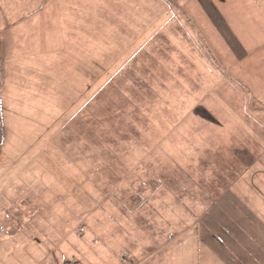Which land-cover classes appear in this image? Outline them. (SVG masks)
<instances>
[{
  "label": "rangeland",
  "instance_id": "1",
  "mask_svg": "<svg viewBox=\"0 0 264 264\" xmlns=\"http://www.w3.org/2000/svg\"><path fill=\"white\" fill-rule=\"evenodd\" d=\"M6 75L38 105L7 107L0 264H133L264 209V0H0Z\"/></svg>",
  "mask_w": 264,
  "mask_h": 264
},
{
  "label": "crops",
  "instance_id": "2",
  "mask_svg": "<svg viewBox=\"0 0 264 264\" xmlns=\"http://www.w3.org/2000/svg\"><path fill=\"white\" fill-rule=\"evenodd\" d=\"M7 75L5 78L0 79V138L2 140L5 136V128L8 126L13 127V121L10 117L11 112L7 107L17 105L33 106L35 104L32 101L33 98H23V96H18L16 85L14 86V83H11L14 80L8 79ZM36 83H38V81H36ZM35 105H38V103ZM1 139L0 141L3 143ZM3 151L4 148H1L0 159L1 157L4 158ZM21 202L23 203L24 201ZM203 207L204 206H202L201 209H204ZM202 211H205L206 213L204 216L208 217L207 222L204 224L206 226L205 232L199 230V228L195 230L194 228L196 227L190 226L186 229V232L183 233V229L179 235L172 240H165L163 243L157 245L149 244L147 248H145L143 255L146 253L147 255L144 257H139L136 254V250L134 248L130 249L129 247L123 249V255L128 256L133 264L159 263L158 259L161 261H172L173 264H235L237 261L242 264H264L263 207L254 213L256 215L255 222L249 221L246 216L242 217L241 215V221H239L237 219L239 218L237 212L229 218L230 221H226L228 224L221 220L228 216L224 212L210 213L209 208ZM4 213L6 217L0 219V243L2 235L6 238L7 235H13L18 231L20 232L23 228V225H20L22 220H13V215L10 213L8 214L7 212ZM200 217L205 218L203 215L200 216L198 214V219ZM18 218L21 219V217ZM217 218L220 219L217 221V224L220 225L219 231L223 235L222 238L221 236H218L216 232L217 230L211 226L213 223L212 221ZM248 229L251 231L249 236L251 238V243H247L244 247L243 245H239V242H237L235 237L240 233L248 235ZM176 234L177 233H175V235ZM252 239H255V241L252 242ZM11 246L13 247H11L12 249H15V247H21L23 245L11 244ZM7 248L8 247H5V249ZM35 253L37 256L34 258L38 264L40 260L39 251ZM53 257L56 260L55 255H53ZM53 257H51L50 260L51 264L54 263Z\"/></svg>",
  "mask_w": 264,
  "mask_h": 264
},
{
  "label": "built area",
  "instance_id": "3",
  "mask_svg": "<svg viewBox=\"0 0 264 264\" xmlns=\"http://www.w3.org/2000/svg\"><path fill=\"white\" fill-rule=\"evenodd\" d=\"M66 264H84L80 259L71 257L67 260Z\"/></svg>",
  "mask_w": 264,
  "mask_h": 264
}]
</instances>
